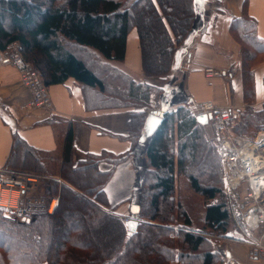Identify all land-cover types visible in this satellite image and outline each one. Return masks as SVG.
<instances>
[{
    "label": "trees",
    "instance_id": "16d2710c",
    "mask_svg": "<svg viewBox=\"0 0 264 264\" xmlns=\"http://www.w3.org/2000/svg\"><path fill=\"white\" fill-rule=\"evenodd\" d=\"M197 1L185 0V9L170 16L166 0H0V52L30 62L46 87L72 78L96 89L98 95L92 100L99 101L100 106L132 108L129 138L132 142L146 141L148 165L130 198L131 204L134 194L139 195L135 197L136 212L130 216L139 224L135 233L127 236L121 218L108 209L104 193L112 169L100 170L99 163L106 161L114 167L130 153L120 157L86 154L74 161L68 131L62 157L53 160L49 153L29 147L13 134L3 169L15 171L22 167L47 174V163L50 159L56 161L57 172L49 173L54 179L49 177L52 181L41 189L48 197L58 194L59 201L52 215L38 213L20 221L0 208V264H236L233 260L225 262L213 251L216 243L199 234L224 237L231 223L221 188L222 168L206 133L208 124H199L196 114L186 105H179L171 113L163 111L158 128L144 138L143 109L149 107L154 94L162 92V87L101 63V59L123 61L126 37L134 28L142 74L148 80L168 81L173 54L188 44ZM131 11L136 12L133 21ZM145 13L152 18L147 24L141 21ZM230 29L241 44L247 99L251 93L250 68L257 60L255 53H264V42L257 38L255 20L250 17L233 20ZM150 31L156 33L153 43L157 53L152 56L161 66L157 71L144 54V43L150 45ZM13 43L17 44L15 50L11 48ZM93 64L106 67L99 70ZM238 114L237 122L241 118L247 126L255 122L250 113ZM255 114L264 122V106ZM79 171L93 174L89 185L88 175L82 179L76 175ZM67 174L87 183V188L81 189ZM180 177L203 201L216 199L204 206L200 228L193 226L185 198L176 194ZM95 237L101 242L91 245ZM4 238L10 248L2 241Z\"/></svg>",
    "mask_w": 264,
    "mask_h": 264
},
{
    "label": "crops",
    "instance_id": "0c3cea01",
    "mask_svg": "<svg viewBox=\"0 0 264 264\" xmlns=\"http://www.w3.org/2000/svg\"><path fill=\"white\" fill-rule=\"evenodd\" d=\"M196 7L188 44L172 57L169 75L172 84L162 87L158 97L160 105L151 110L163 112L186 105L197 114L196 107L203 102L238 111L247 106L255 111L262 110L264 53H255L257 60L250 68L251 93L246 99L241 44L233 37L230 28L233 20L250 17L255 20L257 38L264 42V0H198ZM16 47V43L11 45L13 50ZM112 62L141 79L138 38L134 28L127 34L123 61L101 59V63L117 68ZM208 69L219 74L208 78L205 75ZM176 74L181 75L179 82ZM47 89L51 110L21 108L29 100L30 93L20 85L15 69L0 63V169L4 168L10 152L13 134L29 147L49 153L57 160L62 157L68 131L74 161L86 154L120 157L130 153L114 167L106 161L99 163L100 170L112 169L104 187L108 209L120 218H130L127 214L131 208V195L140 183L142 172L148 169L146 141L132 142L129 138L128 121L132 108L102 107L99 101L92 100L98 95L96 89L85 87L72 78L61 84L48 85ZM172 93L179 99L171 100L166 108L161 107L162 99ZM224 248L223 251L236 264H264L262 258H251L244 244L230 242Z\"/></svg>",
    "mask_w": 264,
    "mask_h": 264
},
{
    "label": "built area",
    "instance_id": "2783aa9c",
    "mask_svg": "<svg viewBox=\"0 0 264 264\" xmlns=\"http://www.w3.org/2000/svg\"><path fill=\"white\" fill-rule=\"evenodd\" d=\"M0 63L15 69L18 80L29 93L30 98L21 108L51 110L52 102L47 87L33 65L18 55L9 56L0 53ZM219 73L205 71L206 77ZM174 109H170L171 113ZM197 114H211L209 123L213 130L215 153L224 167L223 191L235 222V234L230 241L244 244L251 258L264 259V134L259 133L253 142L234 139L230 133L239 119L238 110L232 107H217L211 102H203L196 107ZM145 114L151 111L144 110ZM263 154L258 152V149ZM33 179L23 177L5 169H0V208L17 220H24L38 213H47L56 209L58 198L44 199L28 197ZM245 186L241 204L244 208L240 219L233 214L236 193ZM128 217L121 218L125 224Z\"/></svg>",
    "mask_w": 264,
    "mask_h": 264
},
{
    "label": "rangeland",
    "instance_id": "374dc122",
    "mask_svg": "<svg viewBox=\"0 0 264 264\" xmlns=\"http://www.w3.org/2000/svg\"><path fill=\"white\" fill-rule=\"evenodd\" d=\"M181 9H183V10L185 9V0H180V1H177V0H171V1L166 0V12H169L170 16H173L172 15L173 13H179V10H181ZM135 16H136V12H134V11L129 12V17H130V20L131 21L134 20ZM151 19L152 18L145 13L144 18H142L141 21H142L143 24H147L148 22L151 21ZM155 36H156V33L152 32V31L149 32V36H148L149 37L148 39L150 40V45L148 46L149 48L147 46H145V43L144 42L143 43H144V54H145V58L148 55L149 61H151L154 64V67H156V68H153V69H155L157 71L161 66L159 65V63H157L155 60H153V56H152L153 54L155 56V54L157 53L156 52V44L153 43V41L155 40ZM137 38H138V35H137ZM138 48H139L140 60H141V51H140V47H139V39H138ZM112 64L116 65V67H117L116 69H118V68L120 69L121 68V66L118 63H113L112 62ZM97 65L96 64H93L92 67L93 68H97L99 70H103L102 67H106L104 65H101V66H99V65L97 66ZM121 71H124V69L121 68ZM125 72L128 73L129 71L125 70ZM141 73H142V67H141ZM130 74L134 78H136L137 80L140 78V76H138L136 74L129 73V75ZM176 76H177V80L179 82L181 75L180 74H178V75L176 74ZM143 78H145L144 81H148L150 83H153L157 87H163L164 86L165 88H167V84L168 83L172 84V80H168V81H165V82L164 81H159V80H153V79L148 80L142 74L141 79H143ZM158 97H159V94H154L152 96V99L153 100L150 102L149 107H146L144 110L145 111L146 110H149L150 111L152 107L154 109H156L159 106V103H158V99L159 98ZM173 99H174V101H176L177 99H179V97H177V95L176 94H173V93L171 95L170 94H167L164 97V99H162V105L163 106H166V107L169 106L171 104V100L173 101ZM145 113L146 112H144V114ZM243 113L245 114V116L250 113L252 115V117L255 119V122L254 121H253V123L250 122V125L247 126L246 123H245V120H241L242 119L241 118L239 120V122H237L238 124H234L235 125V128H233L234 125L232 127H230V133H231V135H232V137L234 139H237L239 141H243V142H253L257 138V136H258L259 133L260 134L261 133L264 134V122H262V120L260 121V117L259 116H256L255 110L253 108L249 107V106H247V107H245V109H243ZM239 123H240V125H239ZM254 125H257V127H255ZM236 128H237V131H236ZM206 133L208 134L209 139L213 143V130H212L211 123L206 128ZM214 147H215V145H214ZM258 152L261 153V154H263V152L260 150V148L258 149ZM51 158L53 160L55 159V157H53L52 155H51ZM53 160L50 159V161L47 163V168H48V173L47 174L33 173L31 169H29V170H31V171H29V170L23 169L22 167L16 169L15 171H13V170L10 171V172H13L15 174L21 175V176H23L25 178L29 177V178L33 179V182H31L33 184L31 185V187H30V189L28 191V194H27L28 197H30V196L31 197H39L40 196V197H42L44 199L57 197L58 198V201H59L58 194H54V195H51V196L48 197L47 195H45L46 192H44V190L42 191V189H41V188H43V186L46 183H48L51 180L49 178V177H51L50 174L57 172L58 165H57V162L56 161H53ZM218 160H219V158H218ZM219 163H220L221 168H222L221 188H222L223 194L226 196V194L223 191V187H224L223 186V184H224L223 183L224 167L221 164L220 160H219ZM67 175H69V174H67ZM76 175L78 177H81L82 176L81 177L82 179H83V176L84 175H88V177L86 178L87 179V182H88V185L90 184V182L94 178V176H93V174L91 172L86 173V172H83V171H79V172L76 173ZM142 176H143V172H142L141 178H142ZM51 178H52V180L54 179V177H51ZM67 178H70L71 180H73L75 182L77 181L78 182V185L81 187V189H86L87 188V183L85 185L83 182H80V181L74 179V178H76L75 175H69V177H67ZM55 179L58 182V184L61 183V181H59L57 178H55ZM244 190H245V186L244 185H241V187H239V189H238V191L236 193V198L237 199L234 202V206L235 207H233V214L235 215V217L237 219H240V217L242 215V212L244 211V208H243V206L241 204V198L244 195ZM176 194H180L182 197L185 198L184 199V203L187 206V212H188V214H189V216L191 218L192 224H193L194 227H199L200 228L202 226V217H203L204 206H207L210 203L215 202L216 199H213L211 201H203L202 198H200L199 196H197L196 194H194L189 189V187H188L185 179L184 178H181V177L177 181ZM137 196H139V195L136 192L134 194V198L131 201V208L129 209V212L127 214L128 216H134V214L136 212V204L138 203V199L135 198V197H137ZM226 200H227V196H226ZM55 210L56 209L51 210L50 212H48V214L49 215H52L55 212ZM228 210H229V213H230L231 223L228 225V229L227 230L230 229L231 232H232V235H234L235 234V231H234V229H235V222L232 219L231 211H230L229 207H228ZM14 219H16V218H14ZM137 221H139V220H137ZM110 230H112V229H110ZM199 234L205 236L208 239H210L212 242H215L216 243L215 244V249L216 250H213V251L219 253V255L224 259L225 262H230L231 259L227 255L226 251L225 250L223 251V249H225L224 247L227 246L228 243L233 242V241H230V240L226 239L225 237L217 236L215 234H207V233H199ZM2 241L5 244H7V248H10L9 245H8V243H7V239L4 238V240H2ZM90 242H91V245H97L99 242H101V239H99L98 237H95L93 239L91 238Z\"/></svg>",
    "mask_w": 264,
    "mask_h": 264
},
{
    "label": "water",
    "instance_id": "95a60500",
    "mask_svg": "<svg viewBox=\"0 0 264 264\" xmlns=\"http://www.w3.org/2000/svg\"><path fill=\"white\" fill-rule=\"evenodd\" d=\"M210 118H211V114H201L195 116V120L202 125L207 124ZM161 122H162V115L160 111L154 110L151 113L147 114L143 125L145 137H150L158 128ZM7 216L14 219L12 215H7ZM138 224L139 221L135 219H131L128 223L125 224L127 236H130L133 233H135ZM224 237L228 240L231 239L232 232L230 229L227 230Z\"/></svg>",
    "mask_w": 264,
    "mask_h": 264
}]
</instances>
